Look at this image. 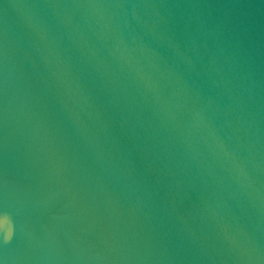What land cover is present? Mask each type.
Returning a JSON list of instances; mask_svg holds the SVG:
<instances>
[{"label": "water", "instance_id": "water-1", "mask_svg": "<svg viewBox=\"0 0 264 264\" xmlns=\"http://www.w3.org/2000/svg\"><path fill=\"white\" fill-rule=\"evenodd\" d=\"M0 264H264V0H0Z\"/></svg>", "mask_w": 264, "mask_h": 264}]
</instances>
